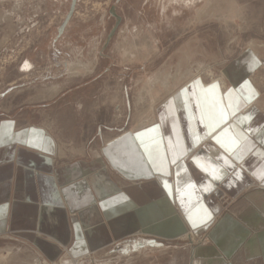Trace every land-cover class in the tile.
<instances>
[{
	"label": "crops",
	"instance_id": "crops-1",
	"mask_svg": "<svg viewBox=\"0 0 264 264\" xmlns=\"http://www.w3.org/2000/svg\"><path fill=\"white\" fill-rule=\"evenodd\" d=\"M260 69L243 51L220 81L178 87L148 123L91 158L61 157L40 131L2 128L0 264L82 259L132 239L145 255L187 250L191 264H264ZM227 198L238 200L229 210ZM189 230L206 232L208 244L173 247Z\"/></svg>",
	"mask_w": 264,
	"mask_h": 264
},
{
	"label": "rangeland",
	"instance_id": "rangeland-1",
	"mask_svg": "<svg viewBox=\"0 0 264 264\" xmlns=\"http://www.w3.org/2000/svg\"><path fill=\"white\" fill-rule=\"evenodd\" d=\"M247 49L261 60L254 80L264 93V0H0V130L40 131L61 157L91 158L148 123L178 87L220 81ZM236 201L224 199L225 209ZM204 233L172 246L195 251ZM139 243L62 254V264H171L177 254L191 264L187 250L145 255Z\"/></svg>",
	"mask_w": 264,
	"mask_h": 264
},
{
	"label": "built area",
	"instance_id": "built-area-1",
	"mask_svg": "<svg viewBox=\"0 0 264 264\" xmlns=\"http://www.w3.org/2000/svg\"><path fill=\"white\" fill-rule=\"evenodd\" d=\"M204 231L202 230H189L187 233H186V237L185 238H198L199 236L201 235H204Z\"/></svg>",
	"mask_w": 264,
	"mask_h": 264
},
{
	"label": "bare ground",
	"instance_id": "bare-ground-1",
	"mask_svg": "<svg viewBox=\"0 0 264 264\" xmlns=\"http://www.w3.org/2000/svg\"><path fill=\"white\" fill-rule=\"evenodd\" d=\"M194 240V239H193ZM64 261H62V259H61V261L59 262V264H62ZM79 262H80V260H74V261H68V264H79ZM44 264H47V263H44Z\"/></svg>",
	"mask_w": 264,
	"mask_h": 264
},
{
	"label": "snow or ice",
	"instance_id": "snow-or-ice-1",
	"mask_svg": "<svg viewBox=\"0 0 264 264\" xmlns=\"http://www.w3.org/2000/svg\"><path fill=\"white\" fill-rule=\"evenodd\" d=\"M221 118H222V119L224 118V114H223V113H221Z\"/></svg>",
	"mask_w": 264,
	"mask_h": 264
}]
</instances>
